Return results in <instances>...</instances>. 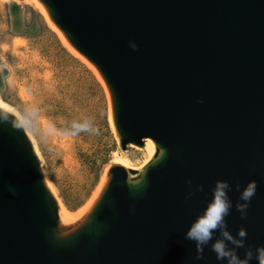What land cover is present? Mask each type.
<instances>
[{
  "label": "water",
  "instance_id": "95a60500",
  "mask_svg": "<svg viewBox=\"0 0 264 264\" xmlns=\"http://www.w3.org/2000/svg\"><path fill=\"white\" fill-rule=\"evenodd\" d=\"M38 1L101 78L119 147L150 139L154 150L140 169L112 163L86 212L62 224L33 145L0 108V264H227L211 250L219 231L199 260L185 239L217 180L231 185L227 229L247 230L237 253L251 247L258 264L264 0ZM251 180L256 194L242 218L235 185Z\"/></svg>",
  "mask_w": 264,
  "mask_h": 264
},
{
  "label": "rangeland",
  "instance_id": "374dc122",
  "mask_svg": "<svg viewBox=\"0 0 264 264\" xmlns=\"http://www.w3.org/2000/svg\"><path fill=\"white\" fill-rule=\"evenodd\" d=\"M26 1L0 0V99L33 145L61 221L69 224L85 213L78 215L117 156L140 169L146 154L142 146L119 147L100 77L62 40L40 3ZM83 120L96 131L74 134L72 123Z\"/></svg>",
  "mask_w": 264,
  "mask_h": 264
},
{
  "label": "clouds",
  "instance_id": "9594fccd",
  "mask_svg": "<svg viewBox=\"0 0 264 264\" xmlns=\"http://www.w3.org/2000/svg\"><path fill=\"white\" fill-rule=\"evenodd\" d=\"M129 45L133 49L138 47L134 42H130ZM71 128L74 134H79L80 132L94 133L96 131L88 120L74 121ZM187 183L191 185L192 182L189 180ZM235 187L240 192L235 208L242 218H246L251 199L256 194L257 183L255 180H251L241 190V185L237 182ZM197 189L203 190V186L198 185ZM230 190L231 185L228 181L217 180L212 188L211 200L207 202L203 212L196 216L185 233V239L194 241L196 244V259L198 260L203 259L204 246L213 240V235L217 231L220 232V237L211 244V250L216 254L218 260H226L227 264H250V261L254 258V252L251 247L246 248L243 258L237 253L238 248L245 247L247 230L241 226L237 235L233 236L227 229L225 217L230 214L232 209V201L228 196ZM191 195L192 192L190 191L188 196ZM255 259L258 264H264V245L255 248Z\"/></svg>",
  "mask_w": 264,
  "mask_h": 264
},
{
  "label": "bare ground",
  "instance_id": "6f19581e",
  "mask_svg": "<svg viewBox=\"0 0 264 264\" xmlns=\"http://www.w3.org/2000/svg\"><path fill=\"white\" fill-rule=\"evenodd\" d=\"M28 2H29V4H31V5H34V4H36V3H40L38 0H27ZM26 1V2H27ZM38 6V5H37ZM40 6L42 7V9L44 10V8H43V6L41 5V3H40ZM36 7V6H35ZM45 11V10H44ZM46 13V12H45ZM45 15V14H44ZM55 29H56V31H57V33H58V35L62 38V40L66 43V44H68V42L66 41V39L64 38V36L62 35V33L55 27ZM69 45V44H68ZM75 53L82 59V60H84L87 64H89V66H91L92 68H93V66L87 61V60H85V58L84 57H82L78 52H76L75 51ZM94 69V68H93ZM94 71L96 72V70L94 69ZM97 73V72H96ZM98 74V73H97ZM99 76V75H98ZM101 79V78H100ZM102 81V80H101ZM0 107H1V109L2 110H5L6 111V109H7V105H6V103L5 102H3L1 99H0ZM111 128H112V124H111ZM113 130V129H112ZM142 147H144L143 149L145 150V154H146V158H145V160H144V162H143V164L150 158V156L152 155V153H153V150H154V145H153V143H152V141L150 140V139H145L144 140V143H143V146ZM115 163H117V164H120V165H122V166H124L125 168H133V164L129 161V159L126 157V156H117L116 157V161H115ZM105 176V175H104ZM103 176V177H104ZM47 186H48V182H47ZM48 188H49V186H48ZM50 189V188H49ZM51 190V189H50ZM99 190H100V187H98L97 189H96V191L94 192V196L91 198V202L89 201V204L87 203V205L84 207V208H82L81 210H79L78 211V215H80L81 213H83V212H86V210L90 207V205L92 204V202H93V200L95 199V197L97 196V194H98V192H99ZM57 203H58V218H59V221L62 223V224H65V223H63L62 221H61V218H60V215H59V202H58V200H57ZM77 214V213H76ZM81 215H83V214H81ZM80 215V216H81ZM80 218V217H79ZM77 220V219H76Z\"/></svg>",
  "mask_w": 264,
  "mask_h": 264
},
{
  "label": "flooded vegetation",
  "instance_id": "af4514ba",
  "mask_svg": "<svg viewBox=\"0 0 264 264\" xmlns=\"http://www.w3.org/2000/svg\"><path fill=\"white\" fill-rule=\"evenodd\" d=\"M16 6H17V4H15V3L10 5V7H9V12H11L10 14H13V12L15 11Z\"/></svg>",
  "mask_w": 264,
  "mask_h": 264
},
{
  "label": "trees",
  "instance_id": "16d2710c",
  "mask_svg": "<svg viewBox=\"0 0 264 264\" xmlns=\"http://www.w3.org/2000/svg\"><path fill=\"white\" fill-rule=\"evenodd\" d=\"M16 9H17V6H16L15 10H16ZM10 13H11V12H10ZM12 15H15V11L13 12V14H12ZM13 26H14V28H16V27H17V20H15V21H14V25H13ZM16 29H17V28H16Z\"/></svg>",
  "mask_w": 264,
  "mask_h": 264
}]
</instances>
